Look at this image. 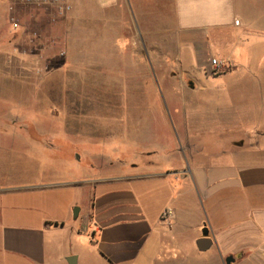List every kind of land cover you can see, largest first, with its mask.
Returning a JSON list of instances; mask_svg holds the SVG:
<instances>
[{"label": "crops", "instance_id": "1", "mask_svg": "<svg viewBox=\"0 0 264 264\" xmlns=\"http://www.w3.org/2000/svg\"><path fill=\"white\" fill-rule=\"evenodd\" d=\"M101 2L111 9L105 22L124 7L141 36L128 40L120 29L115 47L140 48L145 34L146 48L167 50L174 66L166 94L183 151L162 149L168 141L157 139L154 118L166 120L158 113L128 144L130 152L145 150L141 166H97L95 157L78 155L70 175L48 179L39 163L32 181L7 176L0 264H69L70 257L76 264H264V0ZM212 58L224 69L213 73ZM195 125L208 135L204 142L191 138ZM5 135L0 162L23 161L28 142ZM73 188L89 199L77 215V201L64 205L55 196ZM165 209L173 212L168 219Z\"/></svg>", "mask_w": 264, "mask_h": 264}, {"label": "rangeland", "instance_id": "2", "mask_svg": "<svg viewBox=\"0 0 264 264\" xmlns=\"http://www.w3.org/2000/svg\"><path fill=\"white\" fill-rule=\"evenodd\" d=\"M71 2L72 12L53 22L51 10L0 0V135L28 142L23 161L0 162V182L18 173L32 181L39 163L47 166L48 179H55L77 165L78 155L81 160L95 157L97 166L112 160L118 168L141 166L145 150L135 145L130 152L128 144L158 113L166 120L160 125L154 118L157 139L168 141L162 149L183 151L166 94L165 79L174 66L167 50L146 48L150 40L145 34L140 48L131 43L115 47L120 29L128 40H141L126 8L112 9L114 21L107 23L103 13L110 7L101 0ZM191 131L197 142L208 138L199 125ZM116 146L118 151L112 152ZM61 179L56 183L71 177ZM55 196L64 205L77 201L74 211L89 203L88 195L75 188Z\"/></svg>", "mask_w": 264, "mask_h": 264}, {"label": "built area", "instance_id": "3", "mask_svg": "<svg viewBox=\"0 0 264 264\" xmlns=\"http://www.w3.org/2000/svg\"><path fill=\"white\" fill-rule=\"evenodd\" d=\"M25 4L43 8L44 10H51L53 12L52 21L55 22L59 17H65L70 14L73 10V4L71 0H18ZM13 25L15 28L18 27V23L13 20ZM63 54V53H62ZM211 68L212 72H219L224 69V64L217 58L211 59ZM173 212L171 209H165L162 218L168 219L172 216Z\"/></svg>", "mask_w": 264, "mask_h": 264}, {"label": "water", "instance_id": "4", "mask_svg": "<svg viewBox=\"0 0 264 264\" xmlns=\"http://www.w3.org/2000/svg\"><path fill=\"white\" fill-rule=\"evenodd\" d=\"M76 211H77V210H76ZM76 211H75V215H77ZM75 261H76V258H75V257H70V258H68V263H69V264H76ZM231 261H232V260H231ZM227 262L229 263L230 260H227Z\"/></svg>", "mask_w": 264, "mask_h": 264}, {"label": "trees", "instance_id": "5", "mask_svg": "<svg viewBox=\"0 0 264 264\" xmlns=\"http://www.w3.org/2000/svg\"><path fill=\"white\" fill-rule=\"evenodd\" d=\"M55 225H58V224H55Z\"/></svg>", "mask_w": 264, "mask_h": 264}]
</instances>
